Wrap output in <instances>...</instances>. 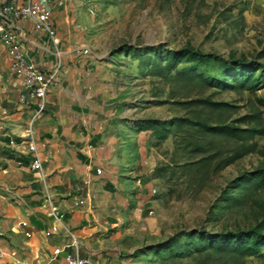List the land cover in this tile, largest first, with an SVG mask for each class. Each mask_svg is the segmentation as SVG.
Here are the masks:
<instances>
[{
    "label": "rangeland",
    "instance_id": "rangeland-1",
    "mask_svg": "<svg viewBox=\"0 0 264 264\" xmlns=\"http://www.w3.org/2000/svg\"><path fill=\"white\" fill-rule=\"evenodd\" d=\"M68 1L136 183L133 216L112 220L91 252L105 264H264V185L253 177L264 168V134L253 137L256 149L220 166L241 142L189 121L248 126L257 121L239 118L253 111L264 118V0ZM168 64L176 69L159 73ZM187 66L226 86L183 80L176 71ZM245 74L258 78L256 91L234 84ZM192 98L232 105L211 109ZM243 232L257 252L239 253Z\"/></svg>",
    "mask_w": 264,
    "mask_h": 264
},
{
    "label": "crops",
    "instance_id": "crops-1",
    "mask_svg": "<svg viewBox=\"0 0 264 264\" xmlns=\"http://www.w3.org/2000/svg\"><path fill=\"white\" fill-rule=\"evenodd\" d=\"M6 1L30 0H0V7ZM49 2L59 44L36 30L31 18L17 22L25 27L29 54L40 67L54 68L60 57L58 50L62 52L61 73L36 121L41 170L31 168L34 155L26 145L10 142L26 133L33 111L18 103L21 80L11 71L7 47L0 45V264H63L68 251H73L65 248L57 261L50 262L53 249L64 246L67 234L63 230L52 236L43 234L52 223L42 205L47 195L66 212L68 226L83 241V255L99 249L93 244L112 220L125 221L134 211L130 207L136 183L128 181L134 171L127 168V143L112 133V126L105 121L96 61L79 50L83 42L75 4L68 0ZM78 195L85 203L76 204ZM26 229L32 230L31 237L24 234Z\"/></svg>",
    "mask_w": 264,
    "mask_h": 264
},
{
    "label": "built area",
    "instance_id": "built-area-1",
    "mask_svg": "<svg viewBox=\"0 0 264 264\" xmlns=\"http://www.w3.org/2000/svg\"><path fill=\"white\" fill-rule=\"evenodd\" d=\"M52 16L53 8L49 0H30L21 3L6 1L0 7V45L7 47L11 57V71L21 80L17 101L33 111L26 125V133L21 136L20 140L12 137L10 142L14 145L27 146L25 149L34 155L31 165L33 170L43 168L42 154L37 140L36 121L45 110L47 94L61 73L62 52L58 50L60 57L54 68L40 67L29 54L25 27H21L17 22L23 18H31L36 30L45 32L54 43L59 44L61 40ZM101 172L102 169L98 168V173ZM83 203H85V198L78 195L76 204ZM42 205L52 216V223L42 230L43 234L46 237L52 236L59 234L62 230L67 234L64 246H57L53 249L49 256L50 262L57 261L59 254L65 248L71 247L73 251H68L63 264H105L101 255L95 256L93 252L89 255L82 254V239L68 226L66 212L58 206L52 196H45ZM22 223L29 225L26 221ZM24 234L31 237L32 230L26 229Z\"/></svg>",
    "mask_w": 264,
    "mask_h": 264
},
{
    "label": "trees",
    "instance_id": "trees-1",
    "mask_svg": "<svg viewBox=\"0 0 264 264\" xmlns=\"http://www.w3.org/2000/svg\"><path fill=\"white\" fill-rule=\"evenodd\" d=\"M208 56L207 54H205ZM262 55H264V50L262 52ZM161 66L159 69L161 74L171 72L173 69H176L175 66L168 64L164 67ZM248 71V70H246ZM178 77H181L183 80H194L196 78H201V81H205L207 84H212L216 83L217 85H225V83L222 80H206L201 74H199L196 70L192 69L191 67H185V68H180L179 70L176 71ZM238 74H236L237 76ZM247 75V74H245ZM241 76L240 78L238 77L237 81L234 82V84H238L239 87L243 90H249V91H256L259 87V80L258 78H254L251 74L247 76ZM258 104L259 106H264V96H257ZM187 103H196V104H201V105H207L211 109H223V108H228L232 104L228 101H216V100H211L208 98H192L190 99ZM261 118V120H259ZM244 120V121H257L256 124L248 125V126H237L234 124H230L227 122H221V121H215L214 123H210L208 121V118H198V119H191L189 120L191 123L196 125L198 129L203 130L213 136H224L227 138L235 139L236 141L241 142V148H238L235 150L231 156L227 158L221 165H227L237 159L238 157L244 155L245 153L249 151H253L254 149L257 148L258 142L256 140H253V137L256 134H264V122L262 121L263 116L262 114L260 115L257 111H253L250 113H247L239 118V120ZM262 121V123H261ZM213 140H210V143H212ZM201 147V146H200ZM256 180L260 182L261 185H264V168L259 170L254 176ZM253 231H250V233ZM242 234H237L235 237L239 238L240 240H243L244 237H242ZM214 242H217L215 240ZM244 242L242 245L238 246L239 247V253L241 255H245L247 253H255L257 252V247L250 243V241H242ZM212 245H217L218 247L219 244L214 243ZM217 247V248H218ZM228 250H234L233 247L226 246L225 247Z\"/></svg>",
    "mask_w": 264,
    "mask_h": 264
}]
</instances>
